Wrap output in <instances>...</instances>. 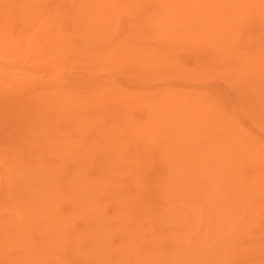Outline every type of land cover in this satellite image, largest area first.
I'll return each mask as SVG.
<instances>
[{
  "label": "rangeland",
  "instance_id": "rangeland-1",
  "mask_svg": "<svg viewBox=\"0 0 264 264\" xmlns=\"http://www.w3.org/2000/svg\"><path fill=\"white\" fill-rule=\"evenodd\" d=\"M0 264H264V0H0Z\"/></svg>",
  "mask_w": 264,
  "mask_h": 264
}]
</instances>
